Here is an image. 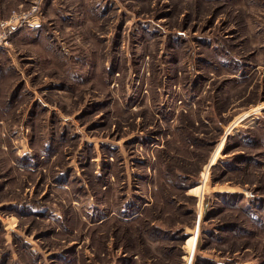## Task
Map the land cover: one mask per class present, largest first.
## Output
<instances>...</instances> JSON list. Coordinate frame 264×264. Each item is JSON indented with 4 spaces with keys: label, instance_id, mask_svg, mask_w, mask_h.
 Masks as SVG:
<instances>
[{
    "label": "rangeland",
    "instance_id": "obj_1",
    "mask_svg": "<svg viewBox=\"0 0 264 264\" xmlns=\"http://www.w3.org/2000/svg\"><path fill=\"white\" fill-rule=\"evenodd\" d=\"M22 20L0 264H264V0H0Z\"/></svg>",
    "mask_w": 264,
    "mask_h": 264
},
{
    "label": "built area",
    "instance_id": "obj_2",
    "mask_svg": "<svg viewBox=\"0 0 264 264\" xmlns=\"http://www.w3.org/2000/svg\"><path fill=\"white\" fill-rule=\"evenodd\" d=\"M23 20L21 22L15 21V23H13V24L1 23L0 27L2 28L1 29L2 31L0 32V46L3 44L4 40L6 39V37L8 35L11 37L13 34H15L17 31H19L20 27H22V25L24 24ZM6 30L8 31V33L6 32Z\"/></svg>",
    "mask_w": 264,
    "mask_h": 264
}]
</instances>
